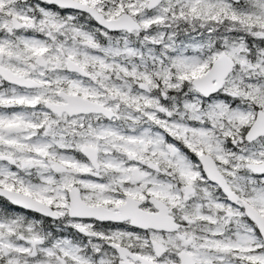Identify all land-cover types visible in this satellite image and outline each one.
I'll use <instances>...</instances> for the list:
<instances>
[{"label": "snow or ice", "instance_id": "1", "mask_svg": "<svg viewBox=\"0 0 264 264\" xmlns=\"http://www.w3.org/2000/svg\"><path fill=\"white\" fill-rule=\"evenodd\" d=\"M0 264H264V0H0Z\"/></svg>", "mask_w": 264, "mask_h": 264}]
</instances>
